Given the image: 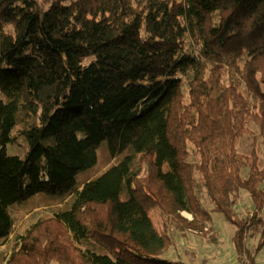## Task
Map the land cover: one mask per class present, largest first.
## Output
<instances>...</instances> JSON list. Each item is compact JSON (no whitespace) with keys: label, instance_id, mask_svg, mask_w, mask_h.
<instances>
[{"label":"trees","instance_id":"1","mask_svg":"<svg viewBox=\"0 0 264 264\" xmlns=\"http://www.w3.org/2000/svg\"><path fill=\"white\" fill-rule=\"evenodd\" d=\"M0 95L3 264H187L168 254L213 211L246 253L264 209V0H0ZM103 141L117 162L78 184ZM36 193L71 203L19 229L9 208Z\"/></svg>","mask_w":264,"mask_h":264},{"label":"rangeland","instance_id":"2","mask_svg":"<svg viewBox=\"0 0 264 264\" xmlns=\"http://www.w3.org/2000/svg\"><path fill=\"white\" fill-rule=\"evenodd\" d=\"M252 130L254 131V127H252ZM238 149L246 154L250 152L251 134H246L241 138ZM189 160L192 163L197 162L192 147L189 148ZM115 162H117V160L112 158L108 142L103 141L96 149V162L91 167L78 172L75 175L76 182L78 184H84L88 179L97 176L101 171ZM195 179V192L199 196L202 206L211 209L212 204L209 201V196L204 185L201 184L197 173H195ZM137 196L141 200L147 199V195L144 192H138ZM61 200L60 196L36 193L24 201L12 204L9 211L14 220L18 222L17 227L19 229H25L35 223L38 219L53 215L55 210L59 208L58 206H60V204L63 205L62 208L67 210L71 202L64 204L63 201L58 204ZM235 207L241 215H246L248 213L251 214V202L247 199L244 190L239 191ZM180 213L183 217L191 219V213L185 210H182ZM260 217L263 220L262 224L253 226L247 231L245 237L246 253L242 256L240 261L237 260L231 240L234 226L224 218L222 213L215 211L212 212V221L206 226L209 228L207 236L186 230L183 234L178 235L176 241L179 242L178 254L181 258H178L177 256L171 257L170 255H168V257L171 258H168L166 255L163 257L168 258L169 260L181 259L187 264H264V241L262 236V231L264 230V209ZM151 219L156 229L161 231L163 227V217L159 210L151 213ZM207 228L205 229L207 230ZM172 232L174 234L177 233L175 230H172ZM211 235L214 236L215 241L209 237ZM10 242L11 237L9 238L8 243L0 247V264L4 263L6 255L11 251ZM84 242H86L85 245L89 248L91 247L96 253H106L104 248L93 245L90 240H85ZM169 251L167 253H169ZM170 254L175 255V252L171 251Z\"/></svg>","mask_w":264,"mask_h":264},{"label":"crops","instance_id":"3","mask_svg":"<svg viewBox=\"0 0 264 264\" xmlns=\"http://www.w3.org/2000/svg\"><path fill=\"white\" fill-rule=\"evenodd\" d=\"M156 210H158V209H154V211H156ZM153 210L150 212V216H151V213L152 212H154ZM159 212H160V210H159ZM161 214V213H160ZM162 216V215H161ZM163 217V216H162ZM153 222V221H152ZM162 229H163V227H162ZM85 244H86V242H85ZM91 244V243H90ZM91 248V247H90ZM169 255V254H168ZM169 258H171V257H169Z\"/></svg>","mask_w":264,"mask_h":264}]
</instances>
